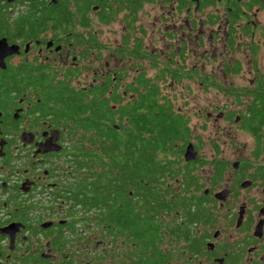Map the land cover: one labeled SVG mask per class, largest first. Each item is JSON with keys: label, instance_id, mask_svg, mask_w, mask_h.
<instances>
[{"label": "flooded vegetation", "instance_id": "obj_1", "mask_svg": "<svg viewBox=\"0 0 264 264\" xmlns=\"http://www.w3.org/2000/svg\"><path fill=\"white\" fill-rule=\"evenodd\" d=\"M155 1L0 0V264H264V65L252 68L259 50L264 60V0H158L160 12L167 10L162 20L178 16L180 24L172 26L176 39L162 37L166 47L147 53L139 13ZM118 17L124 25L109 44L106 28ZM241 54L252 59L241 121L256 141L257 162L234 163L231 185L215 191L192 175L198 151L190 139L198 136H189L184 116L157 100L149 111L145 101L132 110L159 88L139 65L152 68L155 57L165 58L168 67L179 66L171 78L195 77L202 85L207 64L221 76L245 72ZM134 113L153 127L141 138H156V121L170 118L184 161L178 171L170 162L165 177L156 174L144 190L138 180L120 181L122 198L114 201L111 187L105 199L117 174L108 173L100 142L109 128L126 136ZM260 187V198L235 195ZM97 199L101 207L91 208ZM231 200L240 202L236 209ZM138 221L151 225L148 243L130 226Z\"/></svg>", "mask_w": 264, "mask_h": 264}, {"label": "rangeland", "instance_id": "obj_2", "mask_svg": "<svg viewBox=\"0 0 264 264\" xmlns=\"http://www.w3.org/2000/svg\"><path fill=\"white\" fill-rule=\"evenodd\" d=\"M159 8V2L156 0L153 3L144 4L139 13V33L142 35L140 40L146 46L147 53H153L154 50L166 47L168 42H164L162 37L166 39L169 37L170 40L177 38L176 33L172 31V26L173 24L179 26L180 18L175 16L167 23L162 19L167 11L165 9L168 7H164L165 11L162 13ZM97 19L98 12H93L92 21H96ZM123 25L120 17H118L107 26L109 44L116 45L115 40L119 38ZM94 29L97 28L94 27ZM174 46L175 44H172L171 49ZM262 56L263 52L259 50L257 59L255 57L252 61V68H259L264 65ZM188 57L192 58L191 54ZM240 58L246 69L245 72H241L235 77L232 75H219L215 63L204 65L203 71L205 76L203 77L202 85L195 77L181 82H179V79L171 78L170 72L179 70V66L168 67L165 58L155 57L152 62H158V64L152 68L147 66V62L139 65L140 70L147 74L149 81L159 86L156 93L157 102L166 106L169 111L177 112L184 116L188 120V126L191 131V135L189 136L192 137L194 134L198 136L197 141L190 139V142L196 145L198 151L196 166H190L192 168V175L198 178L203 188H209L210 186L215 191L222 189L226 184L231 185L234 171L236 170L232 166L234 163L247 160L251 161L254 165L257 162L251 157L252 151L256 148V141L247 132L241 121V117L246 114L250 96L240 95V93L244 89H247L244 87L247 86L249 79L253 76L251 67L249 66L252 59L244 56V54H241ZM180 65H184L182 60ZM164 70L169 71V73H164ZM206 74L211 75L207 76ZM231 86L237 88H230ZM124 101H127L126 97ZM236 117H238L237 122H235ZM182 144L183 141L180 139H175L168 143L166 152L157 153L156 160L162 163L172 162L175 166L173 168H176V171H178V166L180 167L184 161L177 153ZM93 156L100 158L102 155L97 153ZM112 159L118 160L115 157ZM216 161L222 162L225 168L220 184L212 182L214 180L211 178ZM108 162L109 160L106 156V160L103 163L106 165ZM97 170L98 166L93 172H97ZM177 177L178 175L175 179ZM179 179H183V176H180ZM261 190V187L259 189L253 188L247 192H235V195L239 200L246 201L253 197L260 198L262 196ZM239 204V201H229L230 209H236ZM95 237L96 239L92 240V244L101 238L99 235Z\"/></svg>", "mask_w": 264, "mask_h": 264}, {"label": "trees", "instance_id": "obj_3", "mask_svg": "<svg viewBox=\"0 0 264 264\" xmlns=\"http://www.w3.org/2000/svg\"><path fill=\"white\" fill-rule=\"evenodd\" d=\"M100 0H96L93 5H100ZM101 7V6H100ZM152 91V90H151ZM156 93L157 90H153L152 92H148L147 96L142 97L138 106L133 107L132 110L142 107V101H145L147 104L143 106L147 111L150 110L152 104L156 101ZM152 103V104H151ZM156 106V105H155ZM157 108L162 112V107L157 106ZM112 110L108 107L107 114L111 115ZM114 115V113H112ZM159 116H169V115H161ZM170 117V116H169ZM129 121L130 129H127L126 136L123 138H119V134L112 129H108V136L106 140L100 142L99 147L106 148L107 150V159L109 160L107 166H109L108 173L110 175L117 174L114 180L111 178L110 183L107 185V197H110L109 188L115 187L114 190V201L122 198L121 194L123 195V188H120L119 182L120 181H134L138 180L140 182V188L146 189L148 187V182L156 180L154 177L156 174L159 177H165V174L168 172V164L170 163L165 162L162 163L161 161L156 160L157 153H165L166 149H168L167 144L172 142L173 140L177 139L175 136V129L174 124L170 121V118L166 119H159L156 121V125L162 128V131L156 138L149 139L148 137L141 138L142 133H147L152 135L153 127H151L149 123V119L145 114L142 113H134L131 115ZM263 125V124H262ZM249 126L252 129V132H257L260 129V124L250 120ZM122 131V130H121ZM138 132L140 134L139 139L134 136V134ZM107 143V146H104V143ZM118 158V160H114L112 158ZM224 171V166L220 162L214 163V171L212 178L214 181H220L222 179V173ZM264 171V168L262 169ZM115 182V183H114ZM114 183V184H113ZM121 194H120V193ZM145 199L148 196H142ZM91 208H100L101 201L100 200H93L88 204ZM126 223L128 220H125ZM139 225L135 224L134 222L131 223L130 226H134L137 228L138 226V236L139 240L149 242L151 236L150 233L147 231H151V225L148 223H143L138 221ZM126 225V224H124ZM125 227V226H124ZM131 229L129 226L122 229ZM153 235V234H152ZM135 237V238H136Z\"/></svg>", "mask_w": 264, "mask_h": 264}, {"label": "water", "instance_id": "obj_4", "mask_svg": "<svg viewBox=\"0 0 264 264\" xmlns=\"http://www.w3.org/2000/svg\"><path fill=\"white\" fill-rule=\"evenodd\" d=\"M6 1H10V0H6ZM2 57H3V56L1 55L0 60L2 59ZM185 158H186L187 160H192V159H194V154H193L192 149H191L190 146H188L187 149H186ZM223 194H224V193H223ZM221 196H222V194H217V195H216V197H217V198H220V199H221Z\"/></svg>", "mask_w": 264, "mask_h": 264}]
</instances>
